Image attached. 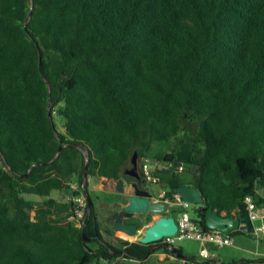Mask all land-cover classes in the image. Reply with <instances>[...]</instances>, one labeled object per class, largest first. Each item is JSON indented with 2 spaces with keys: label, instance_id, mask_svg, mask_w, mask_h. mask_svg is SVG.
Returning a JSON list of instances; mask_svg holds the SVG:
<instances>
[{
  "label": "trees",
  "instance_id": "16d2710c",
  "mask_svg": "<svg viewBox=\"0 0 264 264\" xmlns=\"http://www.w3.org/2000/svg\"><path fill=\"white\" fill-rule=\"evenodd\" d=\"M135 153L142 177L168 167L153 173L168 196L264 205V0H0V264L171 255L101 229L89 179L134 182ZM72 186L93 202L80 227L53 196Z\"/></svg>",
  "mask_w": 264,
  "mask_h": 264
},
{
  "label": "water",
  "instance_id": "95a60500",
  "mask_svg": "<svg viewBox=\"0 0 264 264\" xmlns=\"http://www.w3.org/2000/svg\"><path fill=\"white\" fill-rule=\"evenodd\" d=\"M50 116H52L51 113ZM62 149L63 147H61L59 151ZM126 174L133 177L135 181L131 183L132 193L126 200L125 206L122 207L121 211H115L110 216V220L113 221L114 229L131 237L136 236L140 231L138 225L128 224L124 219L137 214H150L155 217L152 223L143 229L142 236L137 240L140 244L151 245L160 242L165 238L175 237L178 232V225L175 217L169 215V205L165 202L154 201L151 192L148 189H144L142 186V176L139 173L137 153H135L132 158V168L127 170ZM87 179L88 175L86 171L84 183L87 182ZM115 184L116 192L120 194L126 192L125 181L123 178L115 181ZM177 192L185 202L200 206L199 213L205 212L204 221L207 229L222 232L224 235H230L231 232L236 230H241L244 233L255 232L254 223L251 220L245 205L240 206L238 216L220 215L212 208L207 209L205 207V200L196 187L181 186L177 189ZM84 194L88 202V212H90L93 202L87 190H84ZM171 252L180 260L195 261L178 253V250L174 247L171 248ZM213 264L222 263L213 261ZM257 264H264V262H259Z\"/></svg>",
  "mask_w": 264,
  "mask_h": 264
},
{
  "label": "rangeland",
  "instance_id": "374dc122",
  "mask_svg": "<svg viewBox=\"0 0 264 264\" xmlns=\"http://www.w3.org/2000/svg\"><path fill=\"white\" fill-rule=\"evenodd\" d=\"M61 120L62 119L58 115L55 116L56 123L62 129ZM147 161L153 165L156 163L151 158L148 159ZM115 186H116L115 181H112V180H107L104 178H101L99 180H95L93 178L89 179L90 192L92 193V195L95 199V202L98 204L99 209H100V210L98 209V215H99V222L101 224V229L103 231L104 237L107 241L112 242L116 246H122L125 241L137 242L138 238H140L142 236V231L144 229L143 224H146L148 222V220H145L144 223L140 224V225H142V227L139 229L140 231L136 236L131 237V236H128V235L114 229L113 222H112V220H110V215L116 210L119 211L122 206L118 202H110V203H104L103 204V203H101V200L99 198H101V196L103 197L105 191H107L110 187H115ZM147 187H148V190L153 195V197H155V198L158 197L161 189L164 188L161 183H151V182L147 183ZM98 193H100V194L98 195ZM53 196L59 200L69 201V198L71 195H68L66 193L63 194V193L55 192V193H53ZM32 198L38 199L36 197H32ZM199 209H200V206L188 203V207H187L186 211L188 212V214L190 215V217L192 219L198 220ZM180 211H181L180 208L171 207L169 214L171 216L175 217V219H177ZM145 216L146 215H144V214H137L136 215L137 218L138 217H145ZM154 217H151V219L149 220L150 221L149 224L152 223ZM68 223L78 225L77 222L72 221V220H69L67 222V224ZM259 225H260V221L255 220L254 226L258 227ZM234 239H235V245L236 246L233 245V246L219 247L215 243H212V244H215L214 249H208V246H206L208 251H209V254L212 255V253H214V255L217 257V259H215V261H217V262L220 261L222 264H229V263H232L233 261H237L241 258H244L247 261H258L259 256H254L252 254V252L264 250V238L262 237V234H260L257 237L254 236L253 233H246L245 235L244 234H238L234 237ZM241 240L245 241L247 246H246V249L240 248L238 250L237 245H239ZM206 243H202V242L194 240V239L179 240V239L175 238L172 246L176 249H180L182 251V254L185 255L186 257L195 260L193 262L203 263V264H205V263L211 264L214 261L212 258H204L202 256L203 244H206ZM248 251H251V252L249 253ZM234 252H236L235 255H233ZM121 262H122V264H138L136 262H130V261L125 260L123 258L121 259ZM209 262H211V263H209ZM103 264H105V263H103ZM146 264H191V261H183L180 259H176V257L173 254L169 255V254H166L163 252V253H155V254L151 255L148 258Z\"/></svg>",
  "mask_w": 264,
  "mask_h": 264
},
{
  "label": "built area",
  "instance_id": "2783aa9c",
  "mask_svg": "<svg viewBox=\"0 0 264 264\" xmlns=\"http://www.w3.org/2000/svg\"><path fill=\"white\" fill-rule=\"evenodd\" d=\"M159 166L161 169H168V167H164L159 163L150 164L148 161H145L142 167L143 178L151 183H158V178L153 175L154 171ZM184 170L183 166L178 167V171L182 172ZM73 191H79L78 187L72 186ZM154 201L157 202H165L169 205V210L171 207L180 208V212L178 218L176 219L178 225V232L175 237L165 238L160 242H157L156 246H167L168 248H172V244L175 238L179 240L184 239H194L200 241L202 243H215L219 247L224 246H232L234 244V239L229 235H224L219 231H208L201 224H199L196 220L192 219L188 212L186 211L188 207V203L185 202L181 195L178 192H175L172 196L167 195V191L163 188L161 189L157 198L153 197ZM69 201L72 203V215L66 221L69 220L77 222L78 227L83 224V221L86 216V212L88 209V202L84 191L73 194L70 196ZM244 205L246 206V210L249 213L251 220H259L261 221L260 226L255 227V233L264 236V207H260L256 201L248 196L245 198ZM202 256L204 258H211V256L206 252V250L202 251ZM117 263L121 262V258L116 260ZM116 262H109L105 264H117ZM191 264H194L191 262Z\"/></svg>",
  "mask_w": 264,
  "mask_h": 264
},
{
  "label": "crops",
  "instance_id": "0c3cea01",
  "mask_svg": "<svg viewBox=\"0 0 264 264\" xmlns=\"http://www.w3.org/2000/svg\"><path fill=\"white\" fill-rule=\"evenodd\" d=\"M157 169H160L161 170V168L159 167V166H157ZM162 175L163 176H166L167 175V173L165 172H163L162 173ZM125 190H126V192L124 193V194H120V193H118V192H116V190H115V187H110L107 191H105V193H104V196L102 197L101 196V198H99L100 200H101V203H110V202H118L119 204H121V206H125V202H126V200L129 198V196L131 195V193H132V187H131V183H127L126 181H125ZM95 191V190H94ZM261 195L263 194V191L262 190H259L258 191ZM100 193H98V195H99ZM98 197V196H97ZM63 201H65V200H63ZM67 201V200H66ZM96 207H97V211H98V209H99V206H98V204L96 203ZM263 207H264V205H263ZM100 210V209H99ZM117 211V210H116ZM151 217H154V216H152V215H146L145 217H136V215L134 216V217H131V218H126V219H124L125 220V222L126 223H128V224H137L138 225V227L139 228H141L142 227V225H140V224H142V223H144L145 222V220H148V222L146 223V224H143L144 226V228L147 226V225H149V223H150V219H151ZM260 224H261V221H260ZM260 226V225H259ZM255 227V226H254ZM254 234V236H259L258 234H256L255 232L253 233ZM263 238H264V236H262ZM234 239V238H233ZM215 244H212V243H206V244H203V249L202 250H206V252L209 254V251H208V249H214L215 248V246H214ZM234 246H236L235 245V239H234V244H233ZM232 245V246H233ZM206 246H208V249H207V247ZM238 247H237V249L239 250L240 248H243V249H246V246H247V244H246V242L245 241H243V240H241L240 241V243H239V245H237ZM249 253L251 252V251H248ZM235 253L236 252H234L233 253V255H235ZM252 254L254 255V256H259V258H258V263L259 262H264V250H262V251H255V252H252ZM210 255V254H209ZM211 256V258L215 261V259H217V257L214 255V253H212V255H210ZM241 260H246V259H244V258H241V259H239V260H237V261H241ZM218 262H220V261H218ZM234 262V261H233ZM232 262V263H233ZM209 263H211V262H209ZM221 263V262H220ZM211 264H213V262L211 263ZM229 264H231V263H229Z\"/></svg>",
  "mask_w": 264,
  "mask_h": 264
},
{
  "label": "flooded vegetation",
  "instance_id": "af4514ba",
  "mask_svg": "<svg viewBox=\"0 0 264 264\" xmlns=\"http://www.w3.org/2000/svg\"><path fill=\"white\" fill-rule=\"evenodd\" d=\"M132 183H133V182H132ZM141 183H142V186H143L144 189H148V187H147V183H148V181L145 180L143 177H142V182H141ZM122 207H123V206H122ZM122 207H121V209H122ZM121 209H120L119 211H121ZM114 212H115V211H114ZM114 212H113V213H114ZM169 212H170V210H169ZM113 213H112V214H113ZM112 214H111V215H112ZM111 215H110V216H111ZM144 215H148V214H144ZM149 215H150V214H149ZM169 215H170V214H169ZM134 216H135V215H133L132 217H134ZM152 216H153V215H152ZM130 218H131V217H130ZM112 222H113V221H112ZM155 247H157V246L155 245V246L153 247V249H154ZM176 259H178V258H176ZM199 264H203V263H199ZM205 264H206V263H205Z\"/></svg>",
  "mask_w": 264,
  "mask_h": 264
}]
</instances>
